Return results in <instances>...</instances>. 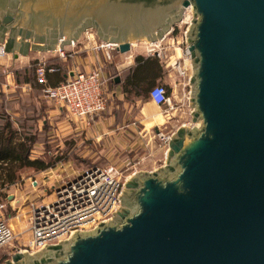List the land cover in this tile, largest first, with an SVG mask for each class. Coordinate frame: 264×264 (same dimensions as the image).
I'll use <instances>...</instances> for the list:
<instances>
[{
  "label": "water",
  "instance_id": "water-1",
  "mask_svg": "<svg viewBox=\"0 0 264 264\" xmlns=\"http://www.w3.org/2000/svg\"><path fill=\"white\" fill-rule=\"evenodd\" d=\"M189 4L195 124L129 175L111 219L3 264H264V0H0V43L53 51L95 27L125 53Z\"/></svg>",
  "mask_w": 264,
  "mask_h": 264
},
{
  "label": "built area",
  "instance_id": "built-area-1",
  "mask_svg": "<svg viewBox=\"0 0 264 264\" xmlns=\"http://www.w3.org/2000/svg\"><path fill=\"white\" fill-rule=\"evenodd\" d=\"M192 18L193 7L189 4L185 7L179 22L161 38L147 41L144 45L145 53L163 59L167 69L176 71L184 85H190L193 73L186 40ZM166 38L168 40L165 41ZM134 45L131 43V48ZM97 47L103 50L106 59L111 58L114 52H119L116 43H100ZM54 51L58 58L64 59L67 55L63 46L57 45ZM3 54V45L0 43V56ZM59 69V66L47 64L45 60L37 62L34 77L40 86V93L47 100L58 104L68 119L82 120L88 124L94 115L106 109L107 97L103 91L106 78L102 67L97 65L87 72L71 71V75L59 83L48 84L46 74L57 72ZM148 94L149 99L155 105L161 106L165 113L173 109L172 95L163 83L150 87ZM189 97L190 91L187 95V105ZM188 107L189 122L183 125L190 124L189 127H192L195 124L191 121L193 107L190 105ZM174 131L171 130L167 134L160 132L158 136L165 143ZM165 144L167 146V143ZM56 176L57 185L53 186V197L47 201L30 203L29 236L25 247L18 249L19 251L32 253L48 244L60 243L74 232L94 229L100 222L111 219L113 213L120 207L123 180L121 173L113 165L96 164L81 168L71 175ZM29 182L32 185L37 183L34 178H30ZM13 237L12 226L0 218V247L10 243Z\"/></svg>",
  "mask_w": 264,
  "mask_h": 264
},
{
  "label": "rangeland",
  "instance_id": "rangeland-1",
  "mask_svg": "<svg viewBox=\"0 0 264 264\" xmlns=\"http://www.w3.org/2000/svg\"><path fill=\"white\" fill-rule=\"evenodd\" d=\"M77 40L88 43L90 41H98L100 38L95 27H91L81 31L77 35L74 42H72L76 45H74L75 47L73 46L74 48L71 47L73 48L72 50L77 49L78 45H81ZM166 40L168 39L166 38L165 41ZM174 42H176V39H174ZM144 45L145 42L135 43L132 51H134L137 56L143 55L152 57L145 53ZM181 46L183 47V45ZM71 48L69 47L68 49L71 50ZM55 55L56 54L51 51H46L42 53L40 59L31 62L29 68L32 69V77L34 78L33 69L38 61L53 58ZM34 56L35 55L32 54V57ZM152 58L157 61L159 60V63L162 64L163 81L161 82L167 87V89H169L172 95L173 109L171 111H173L174 115L171 123L175 126L176 124L183 125V123H188L190 111L188 107L189 105H187V95L189 94V91H191L190 85H184L182 83L183 80L176 71L167 69L165 66L166 62L163 59L159 57ZM35 87L38 89L40 88L37 84ZM134 95V93H130L127 98L132 100L134 99ZM141 98L142 100L148 99L144 95L141 96ZM38 100H40L41 106L46 105L55 109L56 112H53L55 115L54 119L59 118V120H56V123H54V121H51L50 123L44 121V123H42L39 119L36 120L37 116L31 111H28L26 102L19 104V106L8 104L9 109L7 110L10 112L11 109L20 110L21 113L16 118L17 122L26 126L27 129L25 130H29L36 134L32 150L30 151L31 157H38L47 161H52L54 157L60 158L59 162L51 166V168L54 167V169L46 172L47 175L51 176L53 181H56V183L54 182V186L57 185L56 175L61 177L62 175H71L73 172L78 171L81 168L96 164L100 166L113 165L121 173L123 185L131 173L136 171L145 172L155 170L164 164L166 158L165 149H167L166 144L155 133L154 126L151 125L144 137L139 138L142 140V144L138 154L124 152L118 156L113 154L112 148L104 145L101 140L94 141L85 136L83 130L78 128H61L63 126L61 125V121H64L65 124L70 126L75 121L67 120L68 118L64 116L63 109L59 108V105L54 104L53 101L47 100L42 96V93H40ZM3 105L4 100L2 94H0V107ZM188 126H190V124ZM37 128H40L39 132ZM164 130L162 132L167 134V128H164ZM37 133L39 135H37ZM41 172H43V170H34L32 168L23 169L21 170V176H23L22 179L16 181L15 184L11 186L0 188V218L4 219L9 225H11L14 230V237L11 242L0 247V264H3L4 260L7 259L10 254L18 249L24 248V245L27 243L26 240L29 236L28 215L30 212V203H39V199L47 200L53 197V188L49 187L46 191L42 188L45 187V185H41V180L46 174ZM26 178L29 179L27 180ZM30 178L36 179L37 183L32 185L29 182ZM8 196L10 197L8 198Z\"/></svg>",
  "mask_w": 264,
  "mask_h": 264
},
{
  "label": "crops",
  "instance_id": "crops-1",
  "mask_svg": "<svg viewBox=\"0 0 264 264\" xmlns=\"http://www.w3.org/2000/svg\"><path fill=\"white\" fill-rule=\"evenodd\" d=\"M77 42L81 45H78V48L75 50H72L76 46L75 43L63 46L67 53L64 59L58 58L56 55L53 57L59 60V73H47V81L53 84L61 78L64 79L69 77L71 71L80 70L87 72L92 70L93 67L100 65L103 70V75H105L106 78L103 91L107 97V104L105 107L106 109L94 115V117L89 120L88 124L82 120H77L74 122L76 124L73 123L70 126L65 124L64 121H61V125H63L61 128H78L83 130L85 136L94 141L101 140L104 145L112 148L113 154L118 156L124 152L138 154L142 144V140L139 138L144 137L151 125L154 126L157 135L162 132L164 128H167L166 132L168 133L171 130H176V127L180 124H176L175 126L171 123L174 115L173 111L165 113L161 106L155 105L150 99L142 100L139 96H133L134 99L132 100L128 99L126 92L123 91L124 86L127 85L130 87L131 85L130 83L127 84V77L136 65V57H138L137 54L132 51V48L125 51V53L120 51L114 52L111 58L106 59L103 56V50L97 47L100 43L105 44L106 42L102 40L90 41L88 43L77 40ZM69 47L73 48L70 50L68 49ZM43 52L46 51L28 50L24 55L17 53L16 49H13L12 52L9 53L4 52V54L0 56V94H2L4 101L9 105L14 104L15 106H19V104L26 102L28 111H31L37 116L36 120L39 119L42 123H44V121H48V123L54 121V123H56V120H59V118L54 119L55 115L53 112H56L55 109L46 105L41 106L40 100H38L40 97L39 89L34 87L30 81L32 77L28 75L31 62L40 59ZM51 52L55 54L54 50ZM15 53L16 56H14ZM32 54L35 56L32 57ZM25 75L26 78H24ZM142 76L146 81L149 80L151 85L163 81L162 68L161 71L156 70L155 74L149 73L145 75L143 72L141 76L139 75V77H136V81H138L139 78L141 81ZM134 81L133 78L132 82L134 83ZM7 109H9V107L6 105L4 110L9 114L11 113L14 118H17L21 113V111L17 109H11V112ZM37 130L39 132L40 128H37ZM37 135L39 134L37 133ZM51 169H54V167H48L43 170V172L46 174V172L51 171ZM22 178L23 176L21 179ZM26 179L28 180L29 178ZM54 182L56 183L51 176L46 174L41 180V185H45V187H42L44 191L49 187L53 188L55 185ZM9 197L10 196H8V198ZM43 200L44 199H39L40 202Z\"/></svg>",
  "mask_w": 264,
  "mask_h": 264
},
{
  "label": "trees",
  "instance_id": "trees-1",
  "mask_svg": "<svg viewBox=\"0 0 264 264\" xmlns=\"http://www.w3.org/2000/svg\"><path fill=\"white\" fill-rule=\"evenodd\" d=\"M45 62L47 64L59 66V60L56 58H49L45 60ZM156 70L161 71L159 60L157 61L152 57L143 55L136 57V65L127 77V84L130 83L131 85L130 87L127 85L124 86L123 91L126 92L127 96L130 93H134V96L141 97L144 95L149 99V88L155 84L151 85V82L143 79V76L141 77V81L139 80L140 78L136 81V77H139V75L141 76L143 72L145 75L149 73L155 74ZM53 73H59V71ZM28 75L32 77L31 68L28 69ZM24 78H26V75ZM34 78L32 77L30 81L35 87L37 82ZM133 78L135 80L134 83L132 82ZM64 79L61 78L59 81ZM59 81L53 84L47 82L48 84L54 85L59 83ZM6 105L8 107V103L4 101V105L0 107V188L13 185V183L20 180L22 177L21 170L23 169L32 168L34 170H44L60 161L59 157H54L52 161H47L38 157L30 156V151L32 150L36 134L29 130H25L27 129L26 126L17 122L12 114L10 116V114L4 110Z\"/></svg>",
  "mask_w": 264,
  "mask_h": 264
},
{
  "label": "bare ground",
  "instance_id": "bare-ground-1",
  "mask_svg": "<svg viewBox=\"0 0 264 264\" xmlns=\"http://www.w3.org/2000/svg\"><path fill=\"white\" fill-rule=\"evenodd\" d=\"M133 44H135V43H133Z\"/></svg>",
  "mask_w": 264,
  "mask_h": 264
}]
</instances>
